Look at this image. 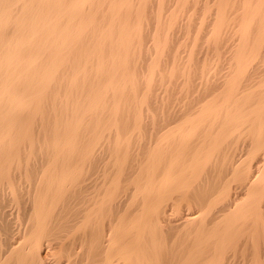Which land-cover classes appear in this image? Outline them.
<instances>
[{
  "label": "bare ground",
  "instance_id": "obj_1",
  "mask_svg": "<svg viewBox=\"0 0 264 264\" xmlns=\"http://www.w3.org/2000/svg\"><path fill=\"white\" fill-rule=\"evenodd\" d=\"M0 264H264V0H0Z\"/></svg>",
  "mask_w": 264,
  "mask_h": 264
}]
</instances>
